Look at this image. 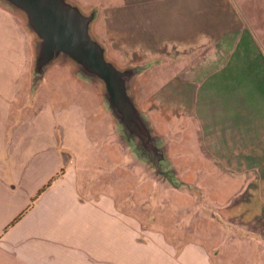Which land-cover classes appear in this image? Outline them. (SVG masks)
Returning <instances> with one entry per match:
<instances>
[{
	"label": "rangeland",
	"instance_id": "obj_1",
	"mask_svg": "<svg viewBox=\"0 0 264 264\" xmlns=\"http://www.w3.org/2000/svg\"><path fill=\"white\" fill-rule=\"evenodd\" d=\"M63 1L131 109L71 53L40 62L43 34L0 0V116L32 136L10 228L91 239L99 259L127 229L130 259L264 264V0Z\"/></svg>",
	"mask_w": 264,
	"mask_h": 264
},
{
	"label": "crops",
	"instance_id": "obj_2",
	"mask_svg": "<svg viewBox=\"0 0 264 264\" xmlns=\"http://www.w3.org/2000/svg\"><path fill=\"white\" fill-rule=\"evenodd\" d=\"M11 39L14 40L16 37ZM17 120L15 117L0 116V264H163V261L157 260L147 262L143 258L130 259V246L124 245L122 239L124 235L128 236L127 229L117 231V234L122 236L119 244L100 245L105 256L99 259L98 247L96 245L94 247L91 239L83 243L82 237L73 233L66 234L61 229L50 231L10 228L12 225L9 224L23 206L9 213H4L3 209L8 203H13L16 189L13 183L14 175L24 166L27 168V158L32 154V136L26 128L19 132ZM24 197L25 194L21 196L23 199ZM92 215L98 218L96 213L64 211L49 213L46 218L65 219L83 216L86 218ZM137 248V258H140V252H144L145 247ZM132 251L136 252L135 246L132 247Z\"/></svg>",
	"mask_w": 264,
	"mask_h": 264
},
{
	"label": "water",
	"instance_id": "obj_3",
	"mask_svg": "<svg viewBox=\"0 0 264 264\" xmlns=\"http://www.w3.org/2000/svg\"><path fill=\"white\" fill-rule=\"evenodd\" d=\"M21 7L31 23L44 37L40 62L48 61L58 51L74 55L80 64L96 70L106 82L111 103L117 106L123 119L131 109L119 83V73L107 62L103 51L87 32L89 17L63 0H9ZM126 121V120H125Z\"/></svg>",
	"mask_w": 264,
	"mask_h": 264
},
{
	"label": "trees",
	"instance_id": "obj_4",
	"mask_svg": "<svg viewBox=\"0 0 264 264\" xmlns=\"http://www.w3.org/2000/svg\"><path fill=\"white\" fill-rule=\"evenodd\" d=\"M42 190H44V187L40 190V191H42ZM32 205V203L29 205V206H31ZM28 206V207H29ZM28 207H27V209H28ZM27 209H25L23 212H21L10 224H9V226H11V225H13L16 221H18L21 217H22V215L25 213V211L27 210Z\"/></svg>",
	"mask_w": 264,
	"mask_h": 264
}]
</instances>
